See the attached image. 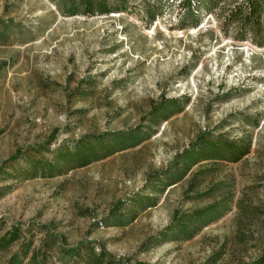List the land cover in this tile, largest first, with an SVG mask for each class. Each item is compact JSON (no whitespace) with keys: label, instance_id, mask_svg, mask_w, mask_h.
Wrapping results in <instances>:
<instances>
[{"label":"rangeland","instance_id":"374dc122","mask_svg":"<svg viewBox=\"0 0 264 264\" xmlns=\"http://www.w3.org/2000/svg\"><path fill=\"white\" fill-rule=\"evenodd\" d=\"M68 1L62 7L80 3ZM107 1L125 10L65 17L53 0H0V236L20 233L0 264L26 239L24 264H72L60 246L91 242L115 264H256L264 258V48L223 23L240 0H200L199 10L185 0ZM185 96L166 122L144 120L161 98ZM86 140L125 147L60 175L43 177L40 166L33 178L18 174ZM247 142L238 161L210 156ZM185 152L204 157L163 194L153 191L185 170ZM151 192L156 206L138 211ZM212 205L222 208L207 215L218 219L193 238L145 245L175 216ZM137 211L129 225L115 223L117 213Z\"/></svg>","mask_w":264,"mask_h":264},{"label":"trees","instance_id":"16d2710c","mask_svg":"<svg viewBox=\"0 0 264 264\" xmlns=\"http://www.w3.org/2000/svg\"><path fill=\"white\" fill-rule=\"evenodd\" d=\"M63 0H53V3L58 7L61 14L65 17L73 16H96V15H109L114 13H120L125 10L121 6H111L107 0H79L72 1L70 5H65L62 7ZM212 2L213 0H209ZM70 2V0L68 1ZM185 6L190 7L191 4L194 5L196 9H201L203 3L200 0H185ZM119 5V4H118ZM206 8L209 9L208 4L205 3ZM82 8V9H81ZM210 11V10H208ZM150 19H153L151 16ZM198 21L196 20L194 27L198 26ZM223 23L230 28V30H235L240 41H251L255 46L259 48H264V0H240L234 5L228 8L227 12L224 14ZM230 92H226L225 95H228ZM189 102L188 96H185L183 99L171 98L163 99L159 101V105H154L151 107L149 114L144 117V120L155 124V121L158 120L159 123H164L169 120L173 115L181 113ZM153 121V122H152ZM258 120H255L254 126L258 125ZM151 133H154L155 130H152ZM151 133L143 134L141 138L131 142L130 145L136 146L142 143L146 137H149ZM128 135V134H126ZM126 139V138H125ZM125 141V140H124ZM82 145L77 146L71 150L64 148L62 151L55 150L54 161L48 164H45L40 161L31 162L29 165H33V171L21 170L18 174L23 179H30L37 175L36 168H41L39 175L43 177H51L54 175H60L63 172L70 171L74 168L85 167L91 164L94 161H99L104 159L113 153L120 151L124 146L118 148L115 147L114 143L105 144L103 147H97L95 141L86 140L82 141ZM120 142V141H118ZM116 144V142H115ZM228 145H232L230 142ZM250 149V142H247L245 148L240 152L233 153L229 156H222L211 154L210 156L214 159L229 160V161H238L244 157ZM45 150L50 151V148H45ZM184 156L185 161V170L181 172L178 177L170 179L164 184L163 188L155 186L156 193L163 194L166 188H169L177 184L187 173V169L190 166L195 165L200 162L201 158L204 155H199L198 153L185 152ZM26 159L31 157V155L23 156ZM10 163L16 162L15 158L9 161ZM188 163V164H187ZM154 194H149L143 200L136 201L135 205H139L138 211L143 212L151 207L156 206L157 199ZM221 207V206H219ZM215 205L209 206L205 209L194 211L189 214L175 216L172 224L166 226L161 232L151 235L146 241L145 245L148 247H156L166 242H179L182 240H188L193 238L200 230L201 227H206L209 224L215 222L208 217V212L211 209H221ZM133 209V208H132ZM132 209H129L131 211ZM134 212L129 214L117 213L118 220L115 222L118 226H127L136 219V214ZM20 239V233L17 229H13L11 232L0 236V251L10 248L11 245L16 243ZM31 241L26 239L20 245L19 249L12 255L11 260L6 264H24L23 259L28 254ZM48 247L54 245L52 240L46 242ZM94 243L83 244V249L77 248H67L66 246L61 245L60 249L64 251V258L70 259L73 258L72 264H78V262L83 261L82 264H115L114 260L104 251L101 250L96 253L93 249ZM53 247V246H52ZM33 254L30 255V261L33 260ZM256 264H264V258H261Z\"/></svg>","mask_w":264,"mask_h":264},{"label":"crops","instance_id":"0c3cea01","mask_svg":"<svg viewBox=\"0 0 264 264\" xmlns=\"http://www.w3.org/2000/svg\"><path fill=\"white\" fill-rule=\"evenodd\" d=\"M175 185H176V184H175ZM173 186H174V185H173ZM171 187H172V186H171ZM134 221H135V220H134ZM134 221H133V222H134Z\"/></svg>","mask_w":264,"mask_h":264}]
</instances>
